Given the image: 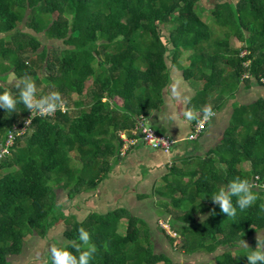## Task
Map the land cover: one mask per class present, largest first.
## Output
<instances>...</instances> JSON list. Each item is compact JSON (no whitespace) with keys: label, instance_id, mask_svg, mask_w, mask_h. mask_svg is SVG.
<instances>
[{"label":"trees","instance_id":"trees-1","mask_svg":"<svg viewBox=\"0 0 264 264\" xmlns=\"http://www.w3.org/2000/svg\"><path fill=\"white\" fill-rule=\"evenodd\" d=\"M201 15L199 0H0V33L8 35L0 37V79L14 75L0 91L17 92L16 79L27 76L37 97L59 92L64 107L52 114H31L23 104L15 113L0 108V264H11L27 237L44 238L60 220L65 240L76 238L80 227L89 231L97 249L89 264H174L155 252L149 227L126 209L79 221L58 209L57 191L71 200L96 190L124 156L121 134L131 136L139 118L149 122L164 105L169 58L177 65L190 51L186 66H179L200 84L189 108L217 111L241 85L264 87V0L217 4L209 24ZM23 21L67 47L50 49L37 35L18 31ZM230 37L241 46H230ZM89 79L93 86L84 91ZM10 134L12 144L1 154ZM194 175L183 187L171 184L180 191H161L162 206L180 210L168 223L182 238L178 243L160 227L171 246L185 254L214 253L251 239L255 248L254 234L264 231V97L234 110L221 143ZM237 176L249 179L258 199L229 218L206 197ZM249 250L223 251L204 264H248Z\"/></svg>","mask_w":264,"mask_h":264},{"label":"crops","instance_id":"crops-1","mask_svg":"<svg viewBox=\"0 0 264 264\" xmlns=\"http://www.w3.org/2000/svg\"><path fill=\"white\" fill-rule=\"evenodd\" d=\"M209 1H213V4L206 11L211 14L215 5L226 2L236 4L239 0ZM201 2L202 0H199V6L202 5ZM199 9L204 14L205 10L202 6ZM186 64L178 61V64L174 65L171 60L167 64L169 83L163 94L164 105L148 115L150 124L158 133L176 140L171 153L165 154L141 143L129 149L127 154L116 162L111 172L98 184L96 190L85 192L91 194V206L94 208L89 210L84 218L90 213L105 214L123 208L128 211L130 216L141 219L149 227L151 237L153 230L156 231V229L160 231L159 234L166 236L158 226L157 220L161 218L169 223L173 216H171L170 210L167 211L164 206H161L162 209H158L156 205L159 201L165 199L161 196V191H180L175 186L171 187V184L180 182V186L183 187L191 179L196 180L198 176L194 174L201 162L221 143L234 110L242 104L251 103L240 101L239 97H242L243 88L241 85L234 97L228 99L221 109L214 111L215 115L210 117L200 137L195 141L188 140V136L194 127V120L187 121L183 113L197 96L200 84L192 83L185 78L182 68L179 66H186ZM113 198L119 204L109 207L108 204L112 202ZM137 203L141 208L135 206ZM147 203L150 204L148 214H153L151 219L141 216V214L138 215L136 212V209L144 210L143 205ZM76 219L83 220L77 217ZM125 225L126 219H123L121 229Z\"/></svg>","mask_w":264,"mask_h":264},{"label":"clouds","instance_id":"clouds-1","mask_svg":"<svg viewBox=\"0 0 264 264\" xmlns=\"http://www.w3.org/2000/svg\"><path fill=\"white\" fill-rule=\"evenodd\" d=\"M17 92L8 89L0 91V108L5 112L15 113L17 106L23 104L25 108L40 114H52L57 108H62V101L59 92H52L48 95L37 97V85L33 79L22 76L16 79ZM175 91V89H173ZM187 99V98H185ZM199 112L203 113L202 118ZM215 115L210 105L203 106L202 109L196 110L188 108L184 111L183 116L187 121L196 120L198 123L207 121L209 117ZM210 199L215 205H218L220 211L229 218H235L239 212L250 208L258 199V193L253 190V184L247 178L239 176L228 179L227 183L213 191ZM235 198V200L233 199ZM209 215H215L212 209ZM205 219L206 216H202ZM245 248L250 249L246 255L248 264H264V240L257 237L256 247H249L242 239L240 241ZM74 249L77 254L72 251ZM50 264H89L93 254L97 251L96 245L92 242L91 235L84 227L78 229V235L74 239H68L63 243H54L49 247ZM48 264V262H46Z\"/></svg>","mask_w":264,"mask_h":264},{"label":"rangeland","instance_id":"rangeland-1","mask_svg":"<svg viewBox=\"0 0 264 264\" xmlns=\"http://www.w3.org/2000/svg\"><path fill=\"white\" fill-rule=\"evenodd\" d=\"M218 1V0H217ZM202 8L205 10L204 14H202V19L205 21H208L207 23H212V16L210 12H207L206 9H209L212 7L213 1L209 0H202L201 2ZM162 29H164L162 27ZM17 30L19 31H26L32 34H35L32 30L28 29L25 25V22H21L17 26ZM216 36L220 35L222 32L221 28L219 26H215ZM163 34L165 36H168V32L165 30L163 31ZM38 36V38L44 42L45 45H48L50 49L54 44L57 46H60L61 48H65L64 44H62L60 41H50L45 39L44 34H35ZM8 36L7 34L0 33V37ZM230 46L239 48L241 46V43L235 38L230 37L229 39ZM171 48V45L169 46ZM190 55V51H185L182 53L181 57L179 58V61H182L183 64L188 63V56ZM171 58H169L168 63L170 62ZM2 81V82H1ZM14 81V75L12 73H9L8 75H5V78L0 79L1 85H9ZM93 86V80L89 79L85 82V89L84 91H87L88 88ZM259 97H264V87L261 86H253L249 90H243L242 88V97H239L240 101L242 103H248L255 101ZM74 100H80V97L74 95ZM119 102V99H117ZM64 109V107H63ZM72 115H75V111L71 110ZM2 175V172H0V176ZM255 187V186H254ZM90 193H82L80 195L75 196L74 199L69 200L67 196L66 191L58 190L57 191V206L58 209L61 210L65 215H75L78 219H83L84 216L88 213L89 210H92L94 207L91 206L92 199L90 196ZM119 203L115 202V198H113L112 202L108 204L109 207H113L115 205H118ZM162 202L159 201L156 205L158 209H162ZM136 207H140L139 204H135ZM144 210L142 209H136L135 211L141 216H145L146 218H150L153 214H148V208L150 206L149 203L143 205ZM141 208V207H140ZM155 208V207H154ZM167 209L170 210V213L173 216L175 213H178L176 209L172 208V206H169ZM166 210V209H164ZM149 219V220H150ZM158 226L165 228L166 230H169V224L168 221L165 219L159 218L158 220ZM66 228V222L64 220L58 221L47 233V235L44 238L38 237L37 235H32L26 238L24 251L21 255L13 256L11 257V264H44L47 260V257L49 255V247L54 243H63L65 241L64 237V231ZM123 229V227H122ZM156 229V228H153ZM153 230L152 234V240L154 242V250L156 253H163L170 257L174 264H204L206 262H214L217 255L222 253L223 251H236L240 248H245L243 244H229L226 247H220L217 251L214 253H205V252H198L194 254H185L184 252H178L174 249V244L178 243L179 240L182 238L179 236H172L175 238L176 242L173 243L171 246L170 242L167 240V237L159 234V230L156 229V231ZM172 231V230H171ZM257 237L262 240L264 237V231L257 232L254 234L253 238ZM248 246L251 245V239H248L245 241Z\"/></svg>","mask_w":264,"mask_h":264},{"label":"built area","instance_id":"built-area-1","mask_svg":"<svg viewBox=\"0 0 264 264\" xmlns=\"http://www.w3.org/2000/svg\"><path fill=\"white\" fill-rule=\"evenodd\" d=\"M209 119L207 121H203L202 123L195 124L192 129V132L188 136V140L190 141L196 140L204 131ZM28 124L29 121L26 122L25 125ZM23 130L24 128L20 130V133H22ZM121 138L123 139L124 142L123 147L121 149L122 155H125L129 151V149L135 147L139 143L153 150H159L164 152L165 154H169L171 153L172 149L176 144L175 139L167 135L160 134L156 130H154V128L149 124L148 120L145 117H141L137 120L136 126L131 132V136L122 133ZM12 139H13V134H10L6 142V147L1 150V154L7 152V147L12 144ZM166 232L171 236L173 235L176 236V234L173 231H171L170 226H169V230H166Z\"/></svg>","mask_w":264,"mask_h":264}]
</instances>
